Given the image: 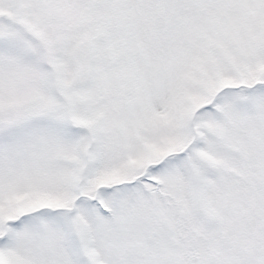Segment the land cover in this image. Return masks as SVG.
I'll return each mask as SVG.
<instances>
[{
    "label": "snow or ice",
    "instance_id": "1",
    "mask_svg": "<svg viewBox=\"0 0 264 264\" xmlns=\"http://www.w3.org/2000/svg\"><path fill=\"white\" fill-rule=\"evenodd\" d=\"M0 264H264V0H0Z\"/></svg>",
    "mask_w": 264,
    "mask_h": 264
}]
</instances>
